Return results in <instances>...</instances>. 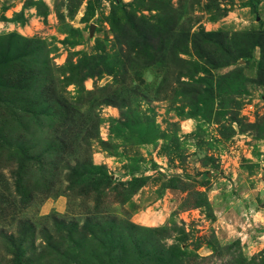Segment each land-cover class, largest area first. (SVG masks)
I'll list each match as a JSON object with an SVG mask.
<instances>
[{"label":"rangeland","instance_id":"rangeland-1","mask_svg":"<svg viewBox=\"0 0 264 264\" xmlns=\"http://www.w3.org/2000/svg\"><path fill=\"white\" fill-rule=\"evenodd\" d=\"M0 264H264V0H0Z\"/></svg>","mask_w":264,"mask_h":264},{"label":"trees","instance_id":"trees-1","mask_svg":"<svg viewBox=\"0 0 264 264\" xmlns=\"http://www.w3.org/2000/svg\"><path fill=\"white\" fill-rule=\"evenodd\" d=\"M62 103V105L66 106V107H70L72 105H74L73 103L68 104L66 101H60V104Z\"/></svg>","mask_w":264,"mask_h":264}]
</instances>
